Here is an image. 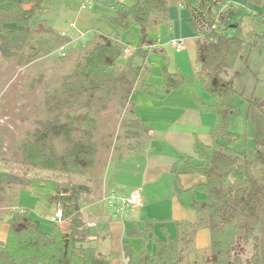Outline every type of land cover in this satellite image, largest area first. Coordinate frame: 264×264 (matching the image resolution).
<instances>
[{"label":"trees","instance_id":"obj_1","mask_svg":"<svg viewBox=\"0 0 264 264\" xmlns=\"http://www.w3.org/2000/svg\"><path fill=\"white\" fill-rule=\"evenodd\" d=\"M62 1L0 0V54L12 57L20 53L32 61L49 38H57L54 42L57 48H63L58 51L62 54L68 43L66 34L54 36L53 28L41 19ZM262 1L182 0L195 42L197 71L193 78L213 99L195 98L200 110L214 115L208 132L210 143H196L192 155L181 154L170 167L176 200L182 207L194 209L197 220L188 224L176 222L177 233L173 237H154L153 218H146L140 228L126 230L124 236L137 239L138 246L122 245L124 264H241L240 257L232 253L236 240L240 238L247 244L249 238L255 237L253 224L264 206V109L253 96L246 98L245 116L253 125L255 140L253 155L231 150L226 144L238 136L230 130L227 97L233 87L230 80L224 79L223 71L234 66L242 48L243 40L228 34L229 25H237L235 14L244 13L264 25L263 16L252 7L260 6ZM110 6L113 16L106 22L112 37L94 32L68 61L60 76V89L45 93L43 118L36 122L30 138L20 144L21 160L26 166L71 176L87 175L94 168L97 152V116L112 99H116L119 113L124 114L120 127L128 141L148 132L149 122L133 116L132 93L152 88L143 81L146 61L152 53H162L163 48L150 38L148 29L168 23L169 0H134L131 5L113 0ZM215 8L221 9L215 13ZM131 26L137 29L138 41L131 55L124 58L119 37ZM260 36L264 37V33ZM159 78L163 94L177 91L193 80L169 70L167 65L160 67ZM216 79L225 84L224 92L217 98ZM56 143L62 147L60 152L56 151ZM187 174H198L202 181L184 188L180 177ZM0 180L13 191L27 187V192L47 208L60 209L64 223L62 226L61 222L49 221V230L45 231L41 218L30 209L11 211L6 235L0 240V264H112L105 252L104 237L87 225L82 214V195L89 193V187L49 178L22 180L3 173ZM200 226L208 230V246L201 250L199 260L186 261L183 249ZM181 227L190 230L185 233ZM162 230L165 232L164 227ZM150 239L151 250L147 246ZM249 262L260 264L257 246L253 247Z\"/></svg>","mask_w":264,"mask_h":264},{"label":"rangeland","instance_id":"obj_2","mask_svg":"<svg viewBox=\"0 0 264 264\" xmlns=\"http://www.w3.org/2000/svg\"><path fill=\"white\" fill-rule=\"evenodd\" d=\"M122 1L131 4L133 0ZM220 9L215 8L214 12L216 13ZM246 10L248 11V9ZM65 12L61 11L53 20H49L48 18L46 20L47 25L53 28L54 36L58 32H64L65 34L73 32L76 35L84 32L85 38H66L68 43L65 45V50L62 54L58 52L57 43L54 42V39L57 38H49L50 41L42 47V51L38 52L32 61L25 60L20 53H16L12 57H3L0 54V173L5 175L12 174L22 180L49 178L58 182L86 185L90 190L88 194L82 195L81 206L82 213L88 217V213L95 211L98 207L104 206L106 210L110 209L107 207L110 204L105 198L113 191H110L105 196H98L100 181H106L113 188L116 186L114 194L117 197L125 193L129 194L136 187L143 185L144 179L139 176L138 172L142 170L143 166L152 163V158L154 157L149 156L148 158L147 156L149 149L146 146L145 136L147 135L145 133L139 139L132 141L126 139L124 130L120 127V121L124 114L119 113L117 101L116 99H112L107 104L106 109L101 110L97 116L98 123L95 132L97 152L94 168L93 170H89L87 175L71 176L53 173L48 170L28 167L22 162L20 144L30 138L36 122L43 118L42 103L45 93L53 88L60 89V76L68 61L80 48L79 46L91 37L90 33H85V29L81 31L76 29L77 26L74 24L76 12L74 10ZM168 15L169 21L167 24L152 26L148 29L150 38L156 39L158 46L163 48V52L152 53L147 58L145 66L147 70L144 72L143 81L152 86V88L149 90L133 91L134 108L137 105L135 110L133 108L134 117L149 118L152 111L149 110L148 99H153L157 95L159 96V70L161 66L167 65L169 70L178 71L190 78H193L197 71L195 64V42L193 33L187 22L189 13L184 8L182 0H169ZM234 17L237 25L230 24L228 34L242 39L243 43L234 66L231 69L224 70L223 77L230 80L233 87V90L228 94L227 103L231 108L230 130L238 138L236 141H232L226 145L231 150L250 157L253 155L255 140L253 125L245 116L246 98L253 96L264 109V38L260 36V32L264 31V26L241 12L236 13ZM119 38H122L124 45L123 56L125 58L131 55L133 47L137 44L138 34L136 27L131 26L128 31L121 33ZM173 38H183L184 40V47L180 53H175L174 49L169 45V41ZM214 89V94L217 98L225 90L224 82L221 79L214 80ZM180 90V95H176L177 97L171 95L169 99L173 98L175 99L174 103H182L183 106L186 103L188 106V101H193V94L213 100L202 91L201 85L196 78H193L191 83L183 85ZM137 103H139V106ZM200 138L203 137L200 136ZM55 147L57 152L61 151V145L56 143ZM126 151L134 152L130 154L126 153ZM123 155L125 156L123 157ZM115 163H117V167L132 166L137 176L134 178L118 179L122 181L121 186L115 179L121 175L127 176L128 172L116 170ZM108 168H110L109 172L106 171L104 173V171L100 175L102 173L101 170ZM189 178L195 180V183L202 179L198 174H190ZM20 188L16 189L17 191H13L10 187L6 186L5 181L0 180V240L6 235V220L10 212L17 209H30L41 218V228L45 231L49 230L50 226L47 221L49 222L48 218L54 213L55 209L47 208L42 202L31 196L27 192V187L22 186ZM114 201L111 204H117L116 200ZM168 207L169 205H167ZM154 208H156L154 205L147 204L142 209V215L145 217L147 212ZM126 211L131 212L133 210L129 209ZM124 213L125 211L122 212V214ZM110 214L115 218L118 216L117 213ZM111 223L114 226V222ZM60 225L64 226V223L61 222ZM167 226L172 228L170 224H167ZM95 227L96 224L93 228ZM94 230L100 233L101 237H104V234L99 232L100 229H97L98 231ZM201 231L203 234L207 232L204 228ZM202 232H199V237ZM252 233L255 237L249 238L247 244H244L238 238L232 253L240 257L241 264H250L249 257L253 253V247L257 246L260 264H264V206L259 212V220L253 224ZM103 239L105 240V237ZM104 240L103 243L106 246L107 242ZM116 243V239L114 238V244L116 245ZM148 247L150 248L151 246L148 245ZM110 257L113 259L112 255ZM117 264H121L120 261Z\"/></svg>","mask_w":264,"mask_h":264},{"label":"crops","instance_id":"obj_3","mask_svg":"<svg viewBox=\"0 0 264 264\" xmlns=\"http://www.w3.org/2000/svg\"><path fill=\"white\" fill-rule=\"evenodd\" d=\"M120 2L127 4L122 0ZM133 2L134 0L131 1V4ZM111 3V0H63L58 8L48 14H45L41 19H44L45 21L47 18L49 20H53L61 11L67 12L74 10L76 12V18L74 22V24L77 26L76 29L80 31L85 29L86 34L90 33L91 37L88 38V40L92 38L94 32H98L110 38L112 37V31L106 22V18L113 16V9L110 6ZM131 4L128 3L127 5ZM252 7L253 10L259 12L264 18V0L260 6ZM260 33H264V31ZM83 34L84 32L76 35L72 32L71 34L67 33L66 36L67 38L81 39L85 38V35ZM180 89L169 94H163L159 90V96L157 95L153 99H148L149 110L152 111L149 115V118H141L149 122V130L147 133H145L147 135L145 136V142L147 143L146 146L149 149L147 151L148 158L149 156L154 157L152 158V163H148L147 166H143L142 170L138 172L139 176L143 177L144 183L140 187H136L134 190H138L140 193L141 204L136 208L130 209L133 210L131 212L126 211L129 209L124 210V214L119 212L118 199L129 195L134 191L133 190L129 194L125 193L123 195H119L118 197L115 194V200L117 204H112V206H108L106 204L107 207L110 208H107L108 210H106L104 206H101L95 211L88 213V217H86V214L84 216L82 213L84 219L88 223L93 222L96 224L94 229H100L99 232L104 234L105 240L107 242L105 246V252L109 255H112L113 259L110 257L112 259V264H117L119 261L121 264L125 263L121 252L123 244L127 243L133 246H138V240L126 238L124 236V232L134 227H142L146 218H153L156 220L153 236L157 238H164L165 235L168 237L175 236L177 233V228L175 225L176 222L188 224L194 223L197 220V215L194 209L182 207L176 200L173 193L170 167L174 160L181 154L192 155L193 148L196 143H210L208 132L214 122V115L211 112H203L198 108L195 98L201 96H197L196 94H193V101H188V106L187 103L185 106H183L182 103H174L175 99L173 98L170 100L169 97H171V95H180ZM203 99L206 100L205 98ZM137 104L139 106V103ZM200 136L203 138H200ZM133 152L134 151H126V153L130 154ZM126 153L125 155H127ZM125 155H123V157ZM116 164L117 163H115V165ZM108 170H110V168L101 170L102 173L100 172V175H102L104 171V173H106ZM116 170L128 172V174L126 173L127 176L121 175L115 179V181H117V183L121 186L122 181H119L118 179L134 178L137 176L132 166L117 167L116 165ZM189 175L190 174L182 175L180 177V182L184 188L192 187L202 181L201 179L195 183V180H191ZM99 183L98 196H105L110 191L115 193L116 189L114 188H116V186L113 188L112 186L108 185L106 181H100ZM197 198L201 199L202 197L197 195ZM147 204L154 205L156 208L148 211L144 217L142 215V209ZM167 205H169L168 208ZM163 207L164 212L162 210ZM105 211L108 212L105 213ZM110 213H117L118 216L115 218ZM111 222H114V226L111 225ZM167 224H170L172 228H169ZM163 227L165 228V232L162 230ZM203 228L207 231L206 234H203L201 231ZM189 230V228H180V231H185V233H187ZM199 232H202L200 237ZM114 238L117 242L116 245L114 244ZM200 239L201 241H199ZM208 243L209 233L206 227H196L192 235L191 243L188 244V246L185 247L186 249L184 248L182 252L183 259L186 261L199 260L201 256V250L206 248ZM148 245L151 246L150 248L148 247V249L151 250L153 248L151 239L149 240L147 246Z\"/></svg>","mask_w":264,"mask_h":264},{"label":"built area","instance_id":"obj_4","mask_svg":"<svg viewBox=\"0 0 264 264\" xmlns=\"http://www.w3.org/2000/svg\"><path fill=\"white\" fill-rule=\"evenodd\" d=\"M169 45L174 49L175 53H179L182 51L184 47V40L183 38H173L169 41ZM63 48L60 47L59 51H61ZM116 199V196L113 192H111L105 200L112 205L111 203H114ZM141 204V197L138 190H134L129 195L125 197H121L118 199V210L119 212H123L126 209H133L138 207ZM50 222L59 224L62 220V214L60 209H56L54 213L48 218ZM89 227H94V223H88Z\"/></svg>","mask_w":264,"mask_h":264}]
</instances>
